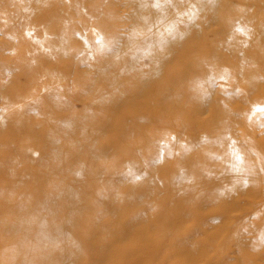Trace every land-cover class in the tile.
<instances>
[{
  "label": "rangeland",
  "instance_id": "rangeland-1",
  "mask_svg": "<svg viewBox=\"0 0 264 264\" xmlns=\"http://www.w3.org/2000/svg\"><path fill=\"white\" fill-rule=\"evenodd\" d=\"M125 1L49 0L37 13L34 4L26 11L21 0H0V117L7 115L9 124L0 130V264H59L57 256L39 245L37 221L45 213V195L68 184L83 191L89 203L82 210V226L76 229L83 246H88L85 237L95 225L111 226L115 213L108 202L115 197L132 214L150 216L141 234L138 230L125 233L129 246L141 251L123 264H264V54L256 51L242 64L237 56L233 58L236 53L219 50V40L213 36L203 40L212 46L209 55L217 46L220 60L224 58L228 68L236 70L218 74L216 90L221 100L207 112L196 110L193 103L194 95L209 88L208 84L199 88L202 82L194 80L202 78V72H189L175 83H152L145 104L137 97L126 101L121 110L101 107L112 92L137 91L132 75L116 91L97 78L116 39L133 28ZM247 1L234 0L233 13H243ZM102 33L111 39L102 41ZM45 38L63 41L68 55L48 50L49 42L40 45L39 40ZM83 38L91 47L89 55L81 54ZM198 53L204 61L211 60ZM141 64L147 66L149 61ZM168 85L182 94L181 102L172 99V94L168 98L172 89ZM73 120L85 126L86 132L77 134L80 137L74 135L81 140L106 127L109 133L97 138L94 148L112 150L92 156L85 146L78 153L67 139ZM53 141L65 149L61 157L56 156ZM28 145L34 147L35 155L27 152ZM131 160L159 174L156 182L141 191L139 203L115 195L137 180L126 167ZM82 164L86 170L76 180ZM181 165L191 178L188 184L177 183L185 192L171 182ZM98 172L103 173V181H96ZM98 192L103 195L100 199L95 195ZM49 205L56 215L44 216L58 226L67 215L68 200L58 196ZM120 216L128 219L129 213L122 210ZM25 219L28 225L20 227ZM173 226L181 234H173ZM116 245L120 246L113 248L115 252L122 248ZM99 246L98 241L87 249L84 261L121 264L122 259L114 256L97 263L102 257ZM192 249L195 253L185 257ZM134 257L140 258L138 262Z\"/></svg>",
  "mask_w": 264,
  "mask_h": 264
},
{
  "label": "bare ground",
  "instance_id": "bare-ground-1",
  "mask_svg": "<svg viewBox=\"0 0 264 264\" xmlns=\"http://www.w3.org/2000/svg\"><path fill=\"white\" fill-rule=\"evenodd\" d=\"M21 1L25 4L24 8L27 9L26 11H28L29 5L33 6L34 4L36 7L34 10L38 13L47 5L49 0ZM253 3L254 5H252ZM124 4L131 10L130 17L131 21H133V28L122 39H116L117 44L113 48V52L109 55L108 60L106 59L107 61L101 71H99L97 78L98 80L106 81L116 91L125 81V77L132 75V79L137 84V91L131 90V94L112 92L103 99V103L100 105L101 107L109 105L113 108V111L121 110V107L126 101L137 97L142 98V102L145 104L151 95L150 86L152 83L169 82L171 80L175 83L179 79L183 80V76L186 77L189 72H202V78L196 76L194 80L202 82L199 88L205 87V84H208L209 88L207 90L201 89L202 91L194 95L193 103L196 110L207 112L213 103L221 100L216 90V81L219 78L218 74L234 73L236 70L228 68L229 66L224 58L220 60V53L217 46L213 47V51L209 55V50L212 46L206 44L203 40L213 36L214 40H219V50L226 49L236 53L233 58L237 56L242 64L250 61L256 51L257 53L264 54V0L244 2L243 7L245 11L243 13H233L231 7L234 6V0H154L152 2L149 0H126ZM34 10L33 13H35ZM102 34V41L111 39V35L106 36L105 33ZM46 39L41 40L42 42L39 40V44L45 47V42H49ZM83 41L85 45L83 44L81 54L85 51V55H89L91 47L85 39ZM48 50L60 52L64 56L68 55V45L63 41L54 43L50 40ZM198 52L210 56L211 60L207 61L205 59L206 61H204L202 59L203 57H199L200 54ZM146 59L149 61V64L147 66L142 65V61ZM217 67L222 69H215ZM239 72L244 74L245 71L240 70ZM258 80V77L253 79V81ZM167 87L172 88L171 90L168 88V91L170 90L168 92V98L172 94V99L176 98L175 100L181 102L182 94L179 91L174 92V87H170L169 85ZM231 90H234V88ZM227 91L229 90L227 89ZM234 95L232 94L233 97ZM165 104L163 101V105ZM135 108L137 107L135 106ZM224 110L227 109L225 108ZM121 116L123 115L121 114ZM186 120L187 118L185 116L182 122L186 123ZM7 126H9L8 116L3 114L0 117V130L5 131ZM67 128V139L72 140L70 142L72 145L69 143V146H76L78 153L82 152L85 146L90 150L92 156H97L100 152L104 155L108 154L109 150L113 148L103 146L101 150L95 151L98 148H94V145L98 144L97 138L109 133L106 127H103L97 135L96 133H89L83 140L81 138H75L74 136L86 132L85 126L80 121L73 120L68 124ZM77 130L80 131L77 133ZM203 138H205V134L201 135V142H203ZM37 139L36 136L32 138L33 141H37ZM197 140L195 139V142ZM112 141L115 142L114 140ZM53 143L55 144L56 156L61 157L64 155L66 152L65 149H62L59 143L54 141ZM27 152L35 155L36 150L32 145H28ZM193 160L195 161V158ZM137 161L133 162L131 160L127 163L125 162L128 171L131 172L133 177L137 178L136 182L128 184L129 186L125 187V191L122 190V193L117 192L115 195H123V198H132L139 203L142 198L141 191L143 189L147 190L149 184L156 182L159 174L155 169L151 171L146 170ZM184 161L187 162L188 158L184 157ZM236 161L238 162V160ZM177 168V171L180 172L175 173V177L171 182L174 184L175 189L185 192L182 186L179 185L178 188L177 183L180 181L181 185L183 183L188 184L191 178L184 172V169H186L185 165L178 166ZM85 170L86 166L82 164V167L76 173V180L83 176ZM233 171L237 172L234 168ZM222 175L223 173L220 175V180L223 179ZM199 178L204 179L201 174ZM103 180V173L98 172L96 181ZM95 195L98 196V199L103 197L100 192L95 193ZM112 195H114V192H112ZM58 196L67 198L68 211L66 213L67 215L62 219V223L55 226L53 220L49 221L45 217L47 215H56V211L49 203L55 201ZM86 196L83 191L72 184L66 185L60 191L55 190V192L45 195L43 198V210L46 216H40L37 221L38 232L40 233L39 245H42L43 249H47L51 255L57 256L59 264H90V262L84 261L86 257L85 253H87V249L95 245L98 241L100 242L99 250L102 257H98L95 260L97 263L99 259L108 260L111 256H114L115 260L122 259V262H120L123 264L124 261L126 262L137 255L141 250L129 246V240L125 233L129 230H138L140 233L142 224L148 222L150 216L145 213L138 215L132 214L130 207L120 205L121 203L115 197V201L108 202L109 209L115 213V218L110 223L111 226L108 227L104 224L99 226L95 225L93 230L85 237V245H88L86 247L81 242L79 231L76 230L83 223L82 210L88 208L89 203L87 202ZM122 210L129 213L128 219H123L120 216ZM27 221V219L23 220L20 227H26L28 225ZM53 230L55 233L50 234ZM171 231L173 234L179 235L182 230L177 226H173ZM116 244H121L122 248L118 247L119 249L115 252L113 248L120 246ZM154 244L163 245L160 241H155ZM157 248L159 247L155 249ZM131 252L132 254H130ZM194 253L195 250H189L185 254V257H191ZM134 259L138 262L140 258L134 257Z\"/></svg>",
  "mask_w": 264,
  "mask_h": 264
}]
</instances>
